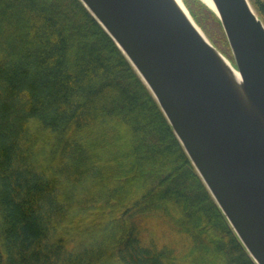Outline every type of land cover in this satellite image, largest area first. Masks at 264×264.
Wrapping results in <instances>:
<instances>
[{"label": "trees", "instance_id": "trees-1", "mask_svg": "<svg viewBox=\"0 0 264 264\" xmlns=\"http://www.w3.org/2000/svg\"><path fill=\"white\" fill-rule=\"evenodd\" d=\"M0 264H254L77 0H0Z\"/></svg>", "mask_w": 264, "mask_h": 264}, {"label": "water", "instance_id": "water-1", "mask_svg": "<svg viewBox=\"0 0 264 264\" xmlns=\"http://www.w3.org/2000/svg\"><path fill=\"white\" fill-rule=\"evenodd\" d=\"M151 94L254 262L264 264V24L249 0H208L233 63L176 0H77Z\"/></svg>", "mask_w": 264, "mask_h": 264}, {"label": "rangeland", "instance_id": "rangeland-1", "mask_svg": "<svg viewBox=\"0 0 264 264\" xmlns=\"http://www.w3.org/2000/svg\"><path fill=\"white\" fill-rule=\"evenodd\" d=\"M199 1V0H198ZM183 3H186L187 0H182ZM201 3V2H200ZM185 5V4H184ZM205 6V5H204ZM187 11L191 12V7H188V5H185ZM206 7V6H205ZM189 9V10H188ZM191 16V14H190ZM192 17V16H191ZM193 19V18H192ZM195 22V21H194ZM207 23V22H206ZM198 26V25H197ZM199 27V26H198ZM207 27V32L208 34L206 35L204 33V31L200 28V30L204 33V35L210 40H212L213 44L215 43V46L218 48L219 52L227 59L229 60L231 63H233V59H232V55H231V52L229 50V47L226 46L224 44V40L223 39H226L224 38L225 35L223 33V30L220 31V29H216L215 26H211L210 23H207L206 25ZM222 29V28H221ZM224 35V37L222 35ZM227 42V41H226ZM228 47V48H227Z\"/></svg>", "mask_w": 264, "mask_h": 264}, {"label": "bare ground", "instance_id": "bare-ground-1", "mask_svg": "<svg viewBox=\"0 0 264 264\" xmlns=\"http://www.w3.org/2000/svg\"><path fill=\"white\" fill-rule=\"evenodd\" d=\"M202 1L209 5V1L208 0H202ZM176 2H178L180 4V0H176Z\"/></svg>", "mask_w": 264, "mask_h": 264}]
</instances>
